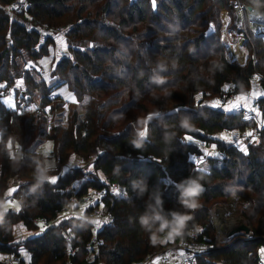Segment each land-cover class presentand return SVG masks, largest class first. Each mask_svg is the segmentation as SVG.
<instances>
[{
  "label": "trees",
  "instance_id": "obj_1",
  "mask_svg": "<svg viewBox=\"0 0 264 264\" xmlns=\"http://www.w3.org/2000/svg\"><path fill=\"white\" fill-rule=\"evenodd\" d=\"M15 1L0 0V95L19 80L29 102L42 111L0 107V206L8 200L19 206L18 212L0 207L1 255H16L18 264H134L160 247L189 240L207 247L193 264H259L264 247V125L244 154L217 134L246 132L248 119L210 102L244 92L255 75L264 87L261 39L248 35L244 65L224 56L220 13L227 10L232 16L228 26H234V0H24L18 13L9 9ZM238 1L264 8V0ZM56 34L63 36L66 49L59 57ZM53 52L48 83L39 63ZM63 83L76 101L67 105L66 125L54 123L46 133L44 111L53 114L62 107L53 88ZM255 102L264 118V95ZM57 116L52 115L53 122ZM44 140L51 142L52 164L36 150ZM137 140L140 148L134 146ZM197 141L204 147L214 144L222 156H206L195 164L194 154L203 152ZM73 157H79L78 166H72ZM35 161L46 169L48 180L34 177ZM81 165L92 169L84 171ZM54 177L58 179L51 183ZM189 178L203 189L194 211L179 203L175 186ZM140 180L148 186L143 196L132 187V181ZM112 185L125 196L114 195ZM234 188L246 203L241 214L253 238L233 233L229 242L219 243L209 221L211 206ZM91 190H102L104 196L86 207L80 219L61 220L70 201L76 204L73 211L78 210ZM95 209L111 216L96 232L86 218ZM171 211L191 216L178 232L156 231L159 221L152 232L140 225L145 213ZM38 222L45 230L26 241L30 260L24 261L14 227L37 230ZM166 231L172 241L159 242ZM93 235L102 242L87 247Z\"/></svg>",
  "mask_w": 264,
  "mask_h": 264
},
{
  "label": "rangeland",
  "instance_id": "obj_2",
  "mask_svg": "<svg viewBox=\"0 0 264 264\" xmlns=\"http://www.w3.org/2000/svg\"><path fill=\"white\" fill-rule=\"evenodd\" d=\"M220 20H221V31L223 32V24H226V21H230L232 20V16H230V14L228 13L227 10H223L222 14L220 13ZM262 42H264V39H261ZM225 42V52H224V56L227 59V61L229 62H234L237 63L238 65H244L249 57V53L250 51L242 46L241 47V58L239 59V61H235V60H231L229 54L227 53L226 50V40ZM55 54L57 55V57H59L60 55L63 54V52L58 49L55 51ZM53 57H56L54 55V52L48 56H46L43 60H41V62L39 63V67H40V72L42 77L44 78L45 81H47L48 83H50V76H49V72L51 70L52 67V60ZM256 77L253 78L252 84L250 85L249 88L245 89L244 92H235L233 95L230 96V100H229V105L228 103L225 105H222L221 108L223 110H228L229 106H233V111H236V109L240 108V107H246L248 109H250V103L253 100H257L259 99L260 96L264 95V87H260L259 83H258V78L257 75H255ZM260 76V75H258ZM18 87L22 88V83L19 80H16L15 85L10 86V93L7 95H0V107H4L6 109H15L17 107V102H18V98H17V89ZM224 87H230L229 84H225ZM53 94L57 95V99L60 101V99L64 102V104L62 105L61 108H58L56 111L53 112V117L55 114H58L57 117H55L56 119L58 118L59 120L53 122V124H57L59 123L62 126L66 125L67 122V113L69 111V109L67 108V105L71 106L75 101V97L74 94L72 93V91L68 88L67 84L63 83L58 85L57 87L53 88ZM219 98V97H218ZM217 99V97L213 98L212 100H210L211 102V106L214 107H219L220 105H212L213 100ZM231 104V105H230ZM255 113V120L256 123H253L251 121V118H246L248 119V128L246 130V132L241 131V129H231L229 131H222L221 133L217 134L218 137H222L226 142H229L235 146H237L240 150H242V152L244 154L248 153V149L249 148H253V146L255 145L256 142H253L254 140L252 138H248V135H251L252 132L259 127H262L264 125V119L262 116V113L260 110H256L254 111ZM52 117V119H53ZM54 121V120H53ZM246 135V136H244ZM51 142L50 140H44L43 143L41 144L40 150L39 152L42 154V156L46 159L47 163L52 164L53 162V155H52V151H51ZM216 152H215V145L211 144L208 147H205V149H203L202 152V161L204 160V157L206 156H215ZM72 162V166H78V162H79V157H73L71 159ZM82 166V165H81ZM84 171H89L91 168V166H82ZM237 188H234L231 190L229 196L226 199L220 200L218 201V203H215L211 206V211H210V215H209V221L212 227V232L216 237V240L219 243H223V241H230V234L229 231L240 225L241 223H244L246 225H248L245 222L244 217L241 214V208H244L245 206V202L242 198L238 197V193H237ZM7 205V207L12 206V203L8 200L5 203ZM4 204V205H5ZM73 210H75V206L74 203L70 201V203L68 204V211L66 213H64V216L61 217L62 219H69L70 216L75 215V217L77 219H80L81 217L84 216L83 213V209L81 208V211L79 214H73ZM222 210V215L224 216L223 219L225 220V223H228L227 226L229 227V229L224 230L222 229V227L219 225V222L216 221L217 218V214L220 213V211ZM224 210V211H223ZM218 212V213H217ZM222 217V216H221ZM87 221H89L90 223H92L93 226H95L96 224V217L95 216H90V217H86ZM231 218L230 222L228 221V219ZM60 220H56V222H59ZM249 226V225H248ZM250 227V226H249ZM24 228L21 229V232L23 231ZM27 232H33L34 230H28V229H24ZM250 232V231H249ZM23 233V232H22ZM34 233V232H33ZM240 235H242L241 237L243 238H247L244 234L243 231H238L236 232ZM252 233V231L250 232ZM191 234L194 235V231H191ZM237 234V235H238ZM238 237V236H236ZM234 237V238H236ZM16 238V237H15ZM172 241V237L170 238ZM242 239V238H241ZM248 239V238H247ZM235 239H233L230 243H232ZM238 240V239H237ZM170 241V240H169ZM236 241V240H235ZM176 243V242H175ZM170 244L166 247H160L159 249H157V251H155L154 255L152 256H156V255H161L163 252H169L172 253L173 255L177 256L179 248H177L178 244ZM261 259H264V247H262L261 249ZM176 264H178V261L176 262Z\"/></svg>",
  "mask_w": 264,
  "mask_h": 264
},
{
  "label": "built area",
  "instance_id": "obj_3",
  "mask_svg": "<svg viewBox=\"0 0 264 264\" xmlns=\"http://www.w3.org/2000/svg\"><path fill=\"white\" fill-rule=\"evenodd\" d=\"M25 6L24 0H16L12 6L9 8L10 11H13L15 13L20 12ZM232 9L234 12V26H228L229 21H226V24H223V34L226 40V50L229 54L231 60L239 61L241 58V47L243 46V43L247 39L248 35H252L255 38L264 39V8L263 7H254L251 5H247L244 3L239 2L238 0H234L232 3ZM223 12V11H222ZM221 12V14H222ZM0 87H3L0 85ZM17 89V112L20 113L21 110H30L35 111L36 113L41 112L42 109L35 103V102H29L28 96L24 93L23 89L21 87L16 88ZM10 93V87L4 89L2 91L1 95H7ZM53 96L50 95L49 99H52ZM229 97H227L226 94L221 95L219 98L214 99L212 105H223L227 104L229 102ZM258 111V105L253 100L250 103V109L246 107H240L236 109L235 112H240L242 116L245 118H253L255 117V112ZM45 131L48 133L50 129L52 128L53 119L52 114L48 109H45ZM264 119V118H263ZM259 128H256L251 135H248V138H252L253 140H256L259 138ZM246 136V135H244ZM196 145L201 148L205 149L202 142L197 141ZM204 147V148H203ZM36 150H40V145L36 147ZM218 156H222L221 152H216ZM202 154H194L193 161L195 164H199L202 162ZM112 192L114 195H117L118 197H124L125 192L124 190L116 185H112ZM104 196V192L102 190H91L89 195H87L82 203L78 204V209L81 210V208L84 210L86 207H89L93 205L94 202H96L99 198ZM75 202V201H74ZM73 202V203H74ZM74 206L76 204L74 203ZM80 206V207H79ZM80 210H76L73 212V214H79ZM74 216V215H73ZM92 216L96 217V221H100L99 227H97V223L94 226L95 232L100 228L104 223L103 221L109 222L111 220V216L109 214H105L101 211V209H95L92 212ZM248 239L253 238V234L248 232L244 234ZM171 238V235L169 232H164L161 236H159L158 241L159 242H165ZM102 240L98 238L96 235H93L89 242L87 243V247H97ZM177 248L181 249L184 253V257L181 261H178V264H193L195 256L201 253L203 250H205L207 247L204 244L195 242V241H189L184 240L177 243ZM1 261H3L5 264H18L19 258L12 254V253H6L3 254L1 257ZM152 258L153 256H147L142 261L134 263V264H152ZM264 261V259H260L258 261L259 264H261Z\"/></svg>",
  "mask_w": 264,
  "mask_h": 264
},
{
  "label": "clouds",
  "instance_id": "obj_4",
  "mask_svg": "<svg viewBox=\"0 0 264 264\" xmlns=\"http://www.w3.org/2000/svg\"><path fill=\"white\" fill-rule=\"evenodd\" d=\"M11 137L9 140L11 141ZM134 146L136 148L141 147V141L137 140L134 142ZM11 159H16V156L10 155ZM36 169L34 172V177L39 181L48 180L46 175V169L41 166L39 161H35ZM133 190H138V194L143 196L148 191L147 184L143 181H132ZM177 188L180 192L179 203L185 208L190 210H196L200 207L198 202V197L202 193V186L198 183L197 180H192L189 178L188 180H183L179 184H177ZM156 204L159 207H162L163 201L157 197ZM6 209L7 205L0 206ZM0 216H2V212H0ZM191 219V216L187 214H182L177 211H171L168 215H161L156 213L155 215H148L147 213L141 215L140 217V225L143 229L152 232L153 223L155 221H159V225L155 227L156 231H163L164 229H171L178 232L180 229L186 225V222ZM152 242H155L156 237L155 233H152L151 236Z\"/></svg>",
  "mask_w": 264,
  "mask_h": 264
},
{
  "label": "crops",
  "instance_id": "obj_5",
  "mask_svg": "<svg viewBox=\"0 0 264 264\" xmlns=\"http://www.w3.org/2000/svg\"><path fill=\"white\" fill-rule=\"evenodd\" d=\"M55 37V47H54V51L60 49L64 55L66 53V49H65V42H64V38L61 34H56L54 35ZM0 85H3L2 83H0ZM229 105V102H228ZM231 105V104H230ZM229 111H233V106H229L228 107ZM254 119H256L255 117H253ZM252 118V119H253ZM12 191V190H11ZM80 210V209H78ZM81 211V210H80ZM73 216V215H72ZM75 216V215H74ZM38 224L40 225L39 228L37 230H34L33 232H27L26 229L22 224H17L14 227V235L16 237V242L19 244V253H20V257L24 260V261H29L30 260V253L27 250L25 244L26 241L29 238H32L36 235L41 234L44 230L45 227L44 225H41L40 222H38ZM23 229V233L21 232V229ZM71 252H73V250H71ZM2 255L0 253V260ZM184 257V253L183 251L179 250L178 255L175 256L172 253L169 252H163L161 255H156L153 256L152 258V264H176L177 261H181Z\"/></svg>",
  "mask_w": 264,
  "mask_h": 264
},
{
  "label": "snow or ice",
  "instance_id": "obj_6",
  "mask_svg": "<svg viewBox=\"0 0 264 264\" xmlns=\"http://www.w3.org/2000/svg\"><path fill=\"white\" fill-rule=\"evenodd\" d=\"M141 137H144V135H145V133L144 132H141L140 134H139ZM187 139L188 140H191L192 139V137H187ZM9 147H11V142H9ZM58 178H56V177H54V178H52L51 179V183H55L56 182V180H57ZM176 187H177V185H175ZM12 191H15V190H12ZM9 197L11 196V191L7 194ZM12 207H14L15 209H16V211L18 212L19 211V206H17V205H12ZM97 223V227H99V225H100V221H97L96 222ZM103 223H107V221L105 220V221H103Z\"/></svg>",
  "mask_w": 264,
  "mask_h": 264
},
{
  "label": "water",
  "instance_id": "obj_7",
  "mask_svg": "<svg viewBox=\"0 0 264 264\" xmlns=\"http://www.w3.org/2000/svg\"><path fill=\"white\" fill-rule=\"evenodd\" d=\"M238 231H243L244 233H248L250 231V227L244 223H241L240 225L232 228L229 231V234H233V233H236Z\"/></svg>",
  "mask_w": 264,
  "mask_h": 264
},
{
  "label": "bare ground",
  "instance_id": "obj_8",
  "mask_svg": "<svg viewBox=\"0 0 264 264\" xmlns=\"http://www.w3.org/2000/svg\"><path fill=\"white\" fill-rule=\"evenodd\" d=\"M223 211H224V210H223ZM217 213H218V212H217ZM222 213H223V212H222V210H221L220 213L217 214L216 221L219 222V225H220L221 227L223 226L222 229L227 230V229H229V227L227 226L228 223H225V222H224L225 220L223 219V217H224L225 215L223 216ZM221 216H222V217H221ZM225 217H226V216H225ZM230 220H231V218L228 219L229 222H230Z\"/></svg>",
  "mask_w": 264,
  "mask_h": 264
}]
</instances>
